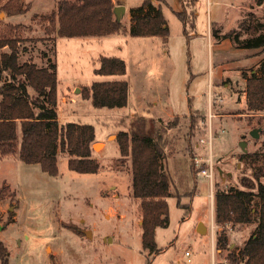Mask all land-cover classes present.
I'll list each match as a JSON object with an SVG mask.
<instances>
[{
	"label": "rangeland",
	"instance_id": "obj_1",
	"mask_svg": "<svg viewBox=\"0 0 264 264\" xmlns=\"http://www.w3.org/2000/svg\"><path fill=\"white\" fill-rule=\"evenodd\" d=\"M8 1L0 0V36L21 39V61L56 63L60 122L93 124V143H101L92 148L91 156L100 164L93 173L71 170L69 154L61 149L55 176L40 163L0 155V238L8 248V264H232L231 249L238 251L257 224L221 228L214 221L212 226L215 196L218 189L244 187L243 176L255 180L263 172L264 183V110H250L246 103V79L259 71L264 50L237 47L213 30L222 35L236 29L247 36L257 18L264 19V0L155 1L167 10V42L162 36L129 34L131 17L125 14L123 31L55 41L51 15L58 0H20V13H10ZM125 1L130 15L135 0ZM192 6L197 13L194 28L192 18L184 25L172 11ZM209 9L219 23L213 22L212 30ZM102 55L125 59L126 73L97 74ZM103 79L129 82L125 106L96 107L85 97L84 87ZM158 119L176 121L165 132L163 159L174 195L167 197L169 223L157 228L158 250L151 253L143 247L140 199L132 193L130 160L120 159L118 134L151 133L161 123ZM254 128L259 137L251 135ZM21 137L19 129V141ZM209 157L214 161L213 184L195 163ZM178 197L186 207L178 205ZM256 201L259 205L260 199ZM201 221L209 227L206 234L197 231ZM221 232L227 240L218 249Z\"/></svg>",
	"mask_w": 264,
	"mask_h": 264
},
{
	"label": "trees",
	"instance_id": "obj_2",
	"mask_svg": "<svg viewBox=\"0 0 264 264\" xmlns=\"http://www.w3.org/2000/svg\"><path fill=\"white\" fill-rule=\"evenodd\" d=\"M155 1L143 0L131 7L129 34L135 36H162L168 41L170 27L161 5ZM13 2V3H12ZM259 0L258 3H262ZM10 13L23 11L20 0H9ZM12 3V4H10ZM113 0H58V8L51 15V25L59 36L108 35L123 31L122 20L115 18ZM189 7L175 11L177 17L188 24L192 18L194 28L196 10ZM243 22V20H242ZM251 32L241 37L236 29L221 35L218 29L213 33L221 38H230L237 47L262 48L264 50V19L257 18ZM189 35V32L186 30ZM19 37L0 36V155H17L28 163H40L42 169L51 175H58V151L69 154L68 167L81 173L99 170V162L92 157L96 136L91 123L69 121L61 123L58 115V76L56 63L50 61L39 66L32 60H20ZM126 60L120 56L102 55L97 74H125ZM84 95L96 107H122L127 104L129 82L126 79L94 80L84 87ZM246 103L250 110H264V59L258 72L246 79ZM194 115V114H193ZM179 117H176L178 121ZM161 123L151 133L121 131L118 134L120 159L130 160L132 172V193L140 199L142 209V243L151 253L158 250L156 230L169 223L167 197L174 195L173 177L163 160L165 153V132L174 123ZM154 124H157L154 121ZM19 129L22 137L19 141ZM245 154V153H244ZM264 158V153H263ZM259 173L255 180L242 177L244 187L231 185L218 189L215 196V222L224 225H238L255 222L256 228L246 243L238 250L231 249L228 257L232 264H264V183ZM260 199V204L256 201ZM178 205L184 206L178 197ZM14 217H11L12 221ZM223 230V229H222ZM227 236L219 233L217 248L223 249ZM0 261L8 264V248L0 238Z\"/></svg>",
	"mask_w": 264,
	"mask_h": 264
},
{
	"label": "water",
	"instance_id": "obj_3",
	"mask_svg": "<svg viewBox=\"0 0 264 264\" xmlns=\"http://www.w3.org/2000/svg\"><path fill=\"white\" fill-rule=\"evenodd\" d=\"M125 13H126V6L124 4H119L118 3V4H116L114 6V14H115L116 20L121 21L122 20V17L124 16ZM75 90L76 91H79L80 90V87H77ZM251 135L253 137H259L258 129L257 128L252 129ZM242 142H243L242 143V148H243L244 151H246L247 150L246 147H245L246 141H242ZM98 143H100V142H98ZM93 147L94 148L97 147L96 146V143H93ZM218 170H219L220 175H223L224 170L221 167H218ZM197 231L199 233H201V234H206V233H208V226L204 222L201 221L198 224V226H197ZM84 233L86 235H88V236H91L92 235L91 234V230H85Z\"/></svg>",
	"mask_w": 264,
	"mask_h": 264
},
{
	"label": "built area",
	"instance_id": "obj_4",
	"mask_svg": "<svg viewBox=\"0 0 264 264\" xmlns=\"http://www.w3.org/2000/svg\"><path fill=\"white\" fill-rule=\"evenodd\" d=\"M203 160V159H202ZM201 159L196 158L195 159V163L200 167V172L206 176L210 178L211 184H213V180H214V173H215V169H214V161L212 159V157H209L205 160V162L203 161V164L201 163L202 161ZM204 163L206 164V166L204 165ZM213 193V191H212ZM211 193V194H212ZM186 255H188V260L191 261V252L188 250L186 251Z\"/></svg>",
	"mask_w": 264,
	"mask_h": 264
},
{
	"label": "crops",
	"instance_id": "obj_5",
	"mask_svg": "<svg viewBox=\"0 0 264 264\" xmlns=\"http://www.w3.org/2000/svg\"><path fill=\"white\" fill-rule=\"evenodd\" d=\"M115 3H121L120 1H124V5H126V7H127V1H125V0H113ZM143 0H135V2L131 5V7H134L136 4H139V3H141ZM165 1V0H164ZM194 2H195V0H194ZM165 3H166V1H165ZM207 5H208V2H207ZM209 6V5H208ZM162 10H163V12H164V14H165V16H166V18H167V15H166V7H165V4L164 5H162ZM172 11H178V10H172ZM209 20H210V26H211V30H212V28H213V22L214 23H216L217 25L219 24L218 23V20H213L214 18H213V13H212V10L211 9H209ZM196 15H197V13H196ZM238 15H240V13L238 14ZM125 17L126 18H130V15H128L127 13H125ZM168 19V18H167ZM55 34V37H56V40L55 41H57V40H59V38H61V37H63V36H59V35H57L56 33H54ZM234 45V44H233ZM35 62V61H34ZM215 220L213 219V221H212V226H215V222H214ZM214 230H215V228H213ZM208 231H209V227H208ZM156 232H157V230H156Z\"/></svg>",
	"mask_w": 264,
	"mask_h": 264
},
{
	"label": "bare ground",
	"instance_id": "obj_6",
	"mask_svg": "<svg viewBox=\"0 0 264 264\" xmlns=\"http://www.w3.org/2000/svg\"><path fill=\"white\" fill-rule=\"evenodd\" d=\"M96 146H97V147L101 146V143H96Z\"/></svg>",
	"mask_w": 264,
	"mask_h": 264
},
{
	"label": "flooded vegetation",
	"instance_id": "obj_7",
	"mask_svg": "<svg viewBox=\"0 0 264 264\" xmlns=\"http://www.w3.org/2000/svg\"><path fill=\"white\" fill-rule=\"evenodd\" d=\"M226 174H229V172H225Z\"/></svg>",
	"mask_w": 264,
	"mask_h": 264
}]
</instances>
